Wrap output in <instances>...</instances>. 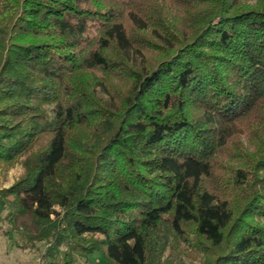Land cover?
I'll return each mask as SVG.
<instances>
[{"label": "trees", "instance_id": "16d2710c", "mask_svg": "<svg viewBox=\"0 0 264 264\" xmlns=\"http://www.w3.org/2000/svg\"><path fill=\"white\" fill-rule=\"evenodd\" d=\"M18 163L0 222L50 264H264V0H0Z\"/></svg>", "mask_w": 264, "mask_h": 264}, {"label": "rangeland", "instance_id": "374dc122", "mask_svg": "<svg viewBox=\"0 0 264 264\" xmlns=\"http://www.w3.org/2000/svg\"><path fill=\"white\" fill-rule=\"evenodd\" d=\"M23 166L21 163H18L12 168L6 170L5 167H0V188H8L14 184L18 178L23 174ZM8 210L1 215L0 222V264H50L51 260L49 257H44L46 249L49 247V244H41L39 246L41 254L36 252H29L22 249L18 246L17 243H24L25 240L20 234V231L17 229L12 230L11 236L9 237L6 232L11 230V226L4 222L5 216L8 214ZM54 218V216H52ZM25 223H29L28 220H24ZM22 222L18 226H21ZM33 229V228H31ZM54 249V247H53ZM101 256L91 257L90 264H102ZM80 264H86V259L79 258Z\"/></svg>", "mask_w": 264, "mask_h": 264}]
</instances>
